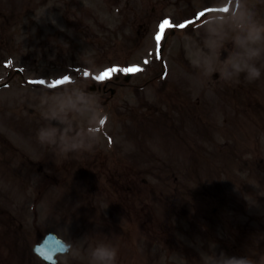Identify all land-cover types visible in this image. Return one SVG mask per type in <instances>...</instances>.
Instances as JSON below:
<instances>
[{
    "label": "rangeland",
    "instance_id": "374dc122",
    "mask_svg": "<svg viewBox=\"0 0 264 264\" xmlns=\"http://www.w3.org/2000/svg\"><path fill=\"white\" fill-rule=\"evenodd\" d=\"M119 1L121 3L116 6L114 0H0V25L4 29L3 35H8L11 39L9 43L12 46L6 45L5 53L0 57V82L9 68L3 62L11 61V66H20L27 76L36 77L37 83L44 81L43 84L38 83L40 85L52 84L65 76L69 77L68 83L73 78H79L88 88L91 84L98 83L99 81L94 79L95 76L111 67L119 68L124 64L125 60L122 58L114 60V56L116 53L121 55V51L124 56V52H127L132 44L133 32L139 28L135 24L147 20L148 17L147 14H143L134 24L133 13H129L128 19L123 13V0ZM211 1L193 0L189 3L190 7L175 19L193 16L199 13L201 8L211 5ZM22 2L24 6L21 5ZM159 2L158 9L165 10L164 14L167 15L172 13L174 7L168 0ZM152 4L146 5L147 13ZM143 10L140 6L134 18ZM155 17L153 15L151 20L157 19ZM70 22L78 28L74 30V27L67 25ZM188 29H186L188 33L193 30L190 27ZM195 29L202 31L201 26ZM125 34L129 39H124ZM156 34L153 27L147 45L134 51L132 62H141L140 77L154 72L159 64L157 62L159 59L155 55ZM180 35L173 39L177 40ZM122 41H125L126 47L120 51ZM8 51L12 53L9 52L8 55L6 53ZM142 53L147 55L143 61L139 60ZM86 60H90V63H86ZM146 60L147 64L144 63ZM192 60L193 58L189 57L182 64L181 62L177 64L170 59L168 63L171 82L165 83L164 86L158 84L149 87L146 96L149 103L156 102L163 108L164 114L160 115L166 114L169 120H163V117L155 121L145 120L146 125L153 126L152 123L164 121L165 126L161 127L160 132L168 135H164L163 139L156 142L148 139L151 135L144 136L143 132L137 129L134 130L135 134L130 132L132 136L119 135V142L124 144L126 153L132 151L131 156L140 160L135 161L136 163L141 165L142 158L152 159L150 166L157 167L155 176L159 174L163 176L165 173L167 205L166 202H159L158 197L164 185L153 181L154 178L149 176L151 186L139 190L142 202L138 205L146 203V206L137 205L134 206L135 209L132 208L133 225L128 224L123 216L132 215L128 212L130 208H127L128 211L119 208V202L116 209L114 202H109L108 207L101 205L103 200H108L106 192H97L101 194V197L97 198L92 193L91 195L88 192L80 193V182L77 183L74 178L70 179L73 182L68 192H63L61 185L45 183L38 174L32 175L34 185L27 190L21 189L20 204H24L21 211L32 213L35 209L39 229L55 230L72 244L71 253L61 258L62 264H88L91 249L100 242H110L118 248L117 264H203L205 253H210L214 244L217 253L224 251L228 255L238 256L241 249L239 246L242 245L249 251L243 249L244 252L239 256L245 253L254 257L264 255V171H261L262 182L258 183L248 162L245 167L238 168L231 161L227 162L223 151L226 149L225 143L227 148L231 145L235 151L238 146L234 148V145L238 139L239 145L243 147L240 152L242 159L254 158V153L260 148L263 159L261 160L260 155L258 161L253 163L254 166L261 161V164H264V130L257 128V125L262 123L260 112L264 110V75L252 83L247 82L241 75L240 82L231 85L218 77L215 87L227 92L226 106L230 107L228 109L222 105L221 109L219 107L221 100L214 102L204 100L207 96L202 91L206 86L200 89L199 83L194 85L193 80L190 82L186 80L200 73V69L193 66ZM261 62L264 64V60ZM189 71H193L194 74L189 76L177 74L174 77V73ZM85 72L89 75L85 76ZM207 82L211 83V80L207 78ZM229 88L235 95L228 92ZM7 89L14 90V93L9 90L1 91L0 104L5 106L7 100V107L13 105L11 118L20 123L12 127L28 126L29 129L25 131L31 139L29 140L27 136L19 139L13 129L8 132L4 127L8 122L7 124L3 122L0 111V125L3 127L0 128V133L9 141L1 140L0 154L16 159L7 163V167L12 170H16V167L21 168L20 163L25 162L20 157L23 151H28V154L40 164L46 153L42 151L45 146L40 145L36 139V132L43 124L41 103L44 97L41 94L45 91L24 86L19 79ZM96 94L99 96V91ZM117 98L119 95L113 98L114 107L103 105L101 108V111L107 114L103 128L111 137L105 139L101 134L102 139H99L101 144L98 145L100 152H106L108 160L107 154H114V120L111 118L114 116ZM135 99L134 95L124 98L120 109L126 110L131 105L136 107L133 102ZM30 109L33 112H30ZM192 109L193 113L198 111V119L193 118L194 122L185 118ZM237 111L244 112L249 120L248 123L245 122L244 129L241 124L243 120L240 121L236 126L241 129L239 131L233 130L235 125L233 122H237L238 117L233 113ZM35 112L36 120L28 118V115ZM118 124L124 125L116 122V125ZM120 127L118 126V129L123 130ZM242 130L245 136L241 134ZM172 132H175L185 145L181 152H177L179 148L167 139L172 138ZM153 135L156 136V133L153 132ZM11 139L18 142L20 147L17 150H12ZM136 139L140 140L138 144ZM256 139L260 142L258 147ZM132 142L135 143L132 145ZM228 170H232V175L227 174ZM176 186L182 189V194L174 191ZM224 196L228 198L225 200ZM87 200L90 204L84 203ZM28 217V221L35 226L31 222L32 216ZM30 237L33 236L28 234L29 240ZM224 242L230 246H225ZM233 245L238 246L234 248ZM237 249V252L233 251ZM21 264L41 262L33 257V260L29 261L27 258V262Z\"/></svg>",
    "mask_w": 264,
    "mask_h": 264
},
{
    "label": "clouds",
    "instance_id": "9594fccd",
    "mask_svg": "<svg viewBox=\"0 0 264 264\" xmlns=\"http://www.w3.org/2000/svg\"><path fill=\"white\" fill-rule=\"evenodd\" d=\"M201 24L199 41L189 38L193 66L200 69L198 83L205 86L213 73L226 84H238L241 75L252 83L264 75V21L257 18L246 0H212ZM231 43V49L226 45ZM227 52L221 59V51ZM90 63V60H86ZM259 65V66H258ZM43 124L36 139L51 147L58 163L94 150L103 132L107 114L103 100L79 78L49 93L41 94ZM214 244L205 253L203 264H264V255H228L216 252ZM118 248L110 242L97 243L89 253L88 264H117Z\"/></svg>",
    "mask_w": 264,
    "mask_h": 264
},
{
    "label": "snow or ice",
    "instance_id": "6c2138e0",
    "mask_svg": "<svg viewBox=\"0 0 264 264\" xmlns=\"http://www.w3.org/2000/svg\"><path fill=\"white\" fill-rule=\"evenodd\" d=\"M206 11H209V10H206ZM210 11H212V10H210ZM204 16H205V12H200L197 15V20H199L201 17H204ZM187 23L191 24L192 22L189 21ZM174 27L184 29L186 27V24L181 23L179 25H173L172 23L169 22L168 19H164L163 22L159 25V31L155 37L156 42H157L158 52H159L160 41L165 35V30L166 29H172ZM144 63L147 64L148 61L146 60V61H144ZM140 71H142V69H140L139 67H126V68L111 67V68L101 72L99 75L95 76L94 79L96 81L103 82V81L110 80L114 76V74H116L118 72H122V73L127 74V73H136V72H140ZM84 75L88 76L89 74L87 72H85ZM68 82H69V77L65 76V77H63V79H59V80L54 81L52 84L49 85V87L55 88L59 85H62V84L68 83ZM38 83L43 84L44 81H39Z\"/></svg>",
    "mask_w": 264,
    "mask_h": 264
}]
</instances>
